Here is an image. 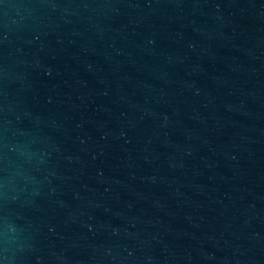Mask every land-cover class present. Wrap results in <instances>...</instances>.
<instances>
[{"label": "water", "instance_id": "1", "mask_svg": "<svg viewBox=\"0 0 264 264\" xmlns=\"http://www.w3.org/2000/svg\"><path fill=\"white\" fill-rule=\"evenodd\" d=\"M0 264H264V0H0Z\"/></svg>", "mask_w": 264, "mask_h": 264}]
</instances>
